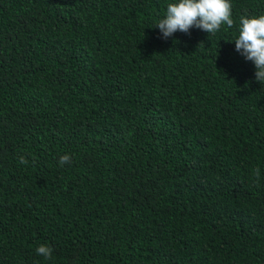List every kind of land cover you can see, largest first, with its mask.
Instances as JSON below:
<instances>
[{
    "label": "trees",
    "instance_id": "obj_1",
    "mask_svg": "<svg viewBox=\"0 0 264 264\" xmlns=\"http://www.w3.org/2000/svg\"><path fill=\"white\" fill-rule=\"evenodd\" d=\"M173 2L0 0V264H264V0L163 39Z\"/></svg>",
    "mask_w": 264,
    "mask_h": 264
},
{
    "label": "clouds",
    "instance_id": "obj_2",
    "mask_svg": "<svg viewBox=\"0 0 264 264\" xmlns=\"http://www.w3.org/2000/svg\"><path fill=\"white\" fill-rule=\"evenodd\" d=\"M234 24L230 0H175L167 5L166 14L154 26L159 29L161 38L166 39L177 31L188 34L193 27L215 34L222 25L231 29ZM234 41L235 50L255 65V79L264 83V15H241ZM18 159L22 164L28 163L24 156ZM71 162L69 154L61 155L57 161L60 166ZM36 252L50 259L53 249L41 244Z\"/></svg>",
    "mask_w": 264,
    "mask_h": 264
}]
</instances>
